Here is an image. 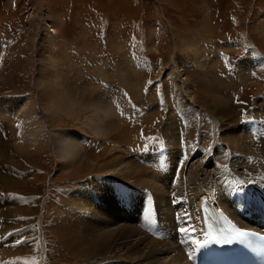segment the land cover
Wrapping results in <instances>:
<instances>
[{"label": "rangeland", "instance_id": "374dc122", "mask_svg": "<svg viewBox=\"0 0 264 264\" xmlns=\"http://www.w3.org/2000/svg\"><path fill=\"white\" fill-rule=\"evenodd\" d=\"M262 30L264 0H0V164L19 170L18 179L0 172L14 189L0 200L1 236L11 228L0 264H196L184 259L194 245L181 243L179 229L190 214L183 195L197 181L218 202L235 199L236 217L251 208L263 219ZM25 101L45 126L43 147L18 141ZM106 105L110 122L94 112ZM67 127L87 165L58 167L54 144ZM131 162L143 171L140 184L109 175ZM178 210L186 212L176 218ZM110 229L118 240L104 238Z\"/></svg>", "mask_w": 264, "mask_h": 264}, {"label": "bare ground", "instance_id": "6f19581e", "mask_svg": "<svg viewBox=\"0 0 264 264\" xmlns=\"http://www.w3.org/2000/svg\"><path fill=\"white\" fill-rule=\"evenodd\" d=\"M262 31H264V30H262ZM264 33V32H263ZM249 67L251 68L252 67V64H251V59H249ZM45 64L43 63V67H41L40 68V74H43L44 73V71H43V69H44V66ZM199 65V64H198ZM254 67V66H253ZM252 67V68H253ZM255 68V67H254ZM171 72H178V70L176 71V70H172V67H171ZM39 74V73H38ZM181 74V73H180ZM179 75V74H178ZM177 75V76H178ZM43 77V76H42ZM178 77H180V76H178ZM46 78V77H45ZM182 78V77H181ZM249 78V77H248ZM42 83H43V86H42ZM182 84H183V82H181V84H180V86L182 87ZM49 86H51V85H49ZM40 87H45L44 86V80H41V81H39V88ZM180 87V88H181ZM45 89H47V88H45ZM47 90H49V89H47ZM224 90V89H223ZM50 91V90H49ZM43 92H46V91H43ZM46 95H47V93H45ZM179 94H182V93H179ZM215 94V93H214ZM223 95V94H222ZM47 96H49V95H47ZM181 97V96H180ZM213 98V101H214V95L212 96ZM243 98H244V96H243ZM14 99V98H13ZM47 99V98H46ZM49 99V98H48ZM67 101V100H66ZM218 97H216L215 96V101H214V103H215V105L217 106V107H219V104H218ZM26 103H27V107L26 108H21V113H23V115H24V118H23V122H22V125L20 126V127H22V130H23V133H22V136H21V138H20V140H18L20 143H21V146H23L24 148H26V147H28V146H32V147H35V148H38L40 145V147H43V145L44 144H42V143H44V140L46 141V132H45V126L43 125V123L40 121V117H38V115H37V110H36V106H35V108H34V103L32 102V103H30L29 101H25ZM185 103V102H184ZM48 104V103H47ZM66 104H67V106H72L73 105V103L72 102H70V101H67L66 102ZM49 105V104H48ZM47 105V106H48ZM97 105H99V104H97ZM185 107V106H184ZM121 109V108H120ZM231 109V108H230ZM45 110H47V109H45ZM186 110V109H185ZM55 111V110H54ZM110 111H112L111 109H110V107H108L107 105H106V107H103V106H96L95 107V109H94V112H96L95 113V115L96 116H100V115H103V117L106 119V121L107 122H110V117H111V113H110ZM233 111V110H232ZM219 112L220 113H222V114H224L225 113V111H224V108H219ZM27 113V114H26ZM183 114V113H182ZM48 115H49V117H53V115L51 114V113H48ZM210 115V114H209ZM101 119V118H100ZM99 119V120H100ZM226 119V118H225ZM89 122V125H93V128H91V129H93L94 130V133L96 132V133H98L99 134V130H100V127H101V125L100 124H95V122L94 121H91V120H89L88 121ZM100 122H102V124H104L103 123V121L101 120ZM109 124H111V123H109ZM234 126V125H233ZM122 127L124 128V130L125 131H122V132H127V133H129L130 132V136H132L131 135V133H132V130L130 129V126H126V124H123L122 125ZM104 128L105 129H107L105 126H104ZM111 129V128H110ZM73 131V129L72 128H69V127H67V128H61V129H59V132L57 133V138H56V142H55V144H54V156L56 157V160H57V163H58V167L60 168V169H66V168H70V165H74L75 163H78V162H82V164H84V165H87L88 163H85L84 161H82L81 160V154H78L79 153V151H78V149H80V144H79V142H78V138H75L74 137V135H72V134H70L71 132ZM109 131V130H108ZM21 133V132H20ZM19 134V133H18ZM103 134V133H102ZM107 134H109V133H107ZM114 135V134H113ZM171 135V134H170ZM98 136V135H97ZM122 136H125V134H123ZM259 136V135H258ZM19 137V136H18ZM49 136H47V138H48ZM102 138H103V136H102ZM125 138H126V136H125ZM118 138H115V140H117ZM259 139V138H258ZM42 141V142H41ZM118 141V140H117ZM173 141V140H172ZM212 141V140H211ZM52 143H53V140H52ZM118 143L120 144V142L118 141ZM212 143V142H211ZM210 143V144H211ZM112 145L113 146H115V151L117 150V148H118V145H117V142H115V141H112ZM121 146H122V148H123V145L122 144H120ZM105 149V148H104ZM233 151H235V150H233ZM116 153V152H115ZM234 154V153H233ZM111 156V162L110 163H112V165L113 166H116V164H118V163H120L121 162V156H119L118 154H114V155H110ZM109 156V157H110ZM136 156V155H135ZM103 157H105V156H103ZM102 157V158H103ZM101 157H99V160H101L102 159ZM232 159V158H231ZM235 159V158H234ZM122 160H125V158L122 156ZM224 160V159H223ZM134 161V160H133ZM235 161V160H234ZM96 162V161H95ZM106 162H108V161H106ZM0 163L1 164H5L4 163V159L3 158H0ZM0 164V168L2 167V165ZM81 164V163H80ZM109 164V163H108ZM131 164H132V166H131ZM212 164V163H211ZM107 166V165H106ZM109 166H111V165H109ZM235 166V165H234ZM238 166V165H237ZM80 167V166H79ZM141 167V166H140ZM199 167V166H198ZM6 168V167H5ZM112 168H114V167H112ZM112 168H109V169H107V170H110V172L111 173H109V175H111L112 177H115V178H117V179H121L122 181H123V179H125V180H131V179H133V183H136V184H140L141 182H140V176H141V174L143 173V171L142 170H139V164H134V163H129L127 166H126V164H124V166L123 167H121V168H119V169H115L114 168V171H115V173H114V171L112 170ZM58 169V168H57ZM105 170V169H104ZM189 170H191V169H189ZM256 170V169H255ZM251 171V170H250ZM119 172H121V173H119ZM116 173H118V174H116ZM190 176V175H189ZM204 176H206V175H204ZM206 179V178H205ZM179 180V179H178ZM197 180H200L201 182H204V180L201 178V175H200V177H199V179H197ZM181 181V180H180ZM127 183H129L128 181H127ZM202 184L203 183H200L199 181H197L196 183H195V185L194 186H191L190 188H188V190L186 189L185 190V193H184V198H185V200H186V202H187V206L189 207H187V212H189L190 214L187 216V219H186V221L184 222V223H182L183 225L184 224H186V227H184L185 229H186V232L184 233L185 235L183 236V234H182V237H181V239H183L182 241H184V239H185V241L186 240H189V241H195V240H204V239H206L207 237L204 235V233L205 232H208L207 230H206V225H205V222H204V219H203V210H202V203H203V200H206V197L209 199V200H211L212 202H213V204L216 206V207H218V208H221L222 210H224L228 215H229V217L234 221V223L238 226V227H248V228H253V229H256V230H259V231H263L264 232V220L263 219H261V217H259V214L258 213H255V210H252L251 208H249L247 211H245L244 210V212H242V213H239V216H241V218H244V219H246V221L247 222H243L242 221V219H239L238 217H236L235 215H238V211H240V209H239V204H234V202H235V199L234 200H229L226 204H223V203H221L222 202V199L224 200V198H226V196L225 195H222L221 197H220V201L221 202H218V198H216L214 195H216V194H213V193H210L211 191H207V189H203V187H202ZM2 185H8V187H10V188H8L7 190H4L3 192H6V193H8V194H10V192H13L14 191V189L11 187V185H12V183L10 182V181H7V180H1L0 181V186H2ZM205 187V186H204ZM212 187V186H211ZM210 189V188H209ZM208 189V190H209ZM219 189V188H218ZM221 189V188H220ZM220 189L219 190H217V192H221L220 191ZM94 190H97V189H94ZM216 191V190H215ZM215 191H212V192H215ZM225 191V190H224ZM78 192H81V190L79 189L78 190ZM114 192L115 191H113V193H109V194H107V195H105V196H108V195H111V194H114ZM226 192V191H225ZM4 194V193H3ZM103 194V193H102ZM204 195H207V196H204ZM219 195V194H218ZM258 196V195H257ZM256 196V197H257ZM255 197V198H256ZM261 197V196H260ZM250 198V197H249ZM195 199V202H194V204H193V207H192V202H193V200ZM252 199H253V197H252ZM257 199H258V197H257ZM256 199V200H257ZM184 200V199H183ZM184 200V201H185ZM254 200V199H253ZM262 200H263V198H262ZM244 201V200H243ZM258 201V200H257ZM249 202V201H248ZM255 203H256V201H254ZM237 203V202H236ZM126 205H128V203H121V205H120V207L122 206V210L121 211H125L126 210V208L128 209L129 208V210H128V213H129V211L132 209V208H134L135 209V206H133V205H128V206H126ZM185 205H186V203H185ZM185 205H184V207H185ZM247 205V204H246ZM245 205V206H246ZM254 205V204H253ZM98 206V205H97ZM97 206H96V208H97ZM126 206V207H125ZM229 206H233V208H234V210H232V209H230V207ZM244 206V205H243ZM250 206V205H249ZM256 206V205H255ZM254 206V207H255ZM84 206H82V207H80V208H83ZM183 207V208H184ZM88 208V207H87ZM182 208V209H183ZM228 208L230 209V211H232L233 212V214L228 210ZM258 208V207H257ZM98 209H101V207L100 208H98ZM113 209L114 208H110L109 209V211H110V213H111V215H112V213H114V212H116V210L114 209V211H113ZM178 209V208H177ZM197 209H198V211H197ZM6 210V209H5ZM257 210V209H256ZM10 210H7V212H6V214L8 215V216H14L15 215V212H14V214H12V212H9ZM71 212V211H70ZM118 212V211H117ZM116 212V213H117ZM131 212V211H130ZM185 212H186V210H184V211H180V210H178L177 212H174V214L176 215L175 217L176 218H179V216L181 217V216H183L182 214L184 213L185 214ZM170 213V212H169ZM180 213V214H179ZM182 213V214H181ZM130 214V213H129ZM167 214V213H166ZM177 214H179L178 216H177ZM188 214V213H187ZM235 214V215H234ZM117 215V214H116ZM112 217H114L113 215H112ZM175 217H173V219L175 220L176 218ZM185 217V216H184ZM168 219H169V217H167ZM73 219V218H72ZM183 219V218H182ZM184 219V220H185ZM250 220H252V221H254L255 223H256V226L254 227L253 225H252V222L250 223L249 221ZM177 221V220H176ZM174 222V221H173ZM182 222V221H181ZM78 223V222H77ZM167 223V222H166ZM71 224V223H70ZM173 224V223H172ZM174 224H176V223H174ZM72 225V224H71ZM129 225V224H128ZM127 225V226H128ZM133 224H131V226H132ZM180 225V224H179ZM182 225V226H183ZM134 226V225H133ZM140 227V226H139ZM68 228V227H67ZM110 228V227H109ZM119 228V227H118ZM122 228V227H121ZM181 228V227H180ZM64 229H66V227H62L61 228V230H64ZM107 229V228H106ZM115 229V228H114ZM108 230V229H107ZM119 230H121V231H124V229H119ZM194 230V231H193ZM57 231L59 232L60 231V229H57ZM141 231V230H140ZM143 231V230H142ZM116 231L115 230H113V229H110L109 231H108V234L109 235H107L106 237H104V238H108V240H110L111 238H112V236L114 237V233H115ZM107 233H105V235H106ZM148 234V233H147ZM137 235V234H136ZM181 235V234H180ZM80 236V235H79ZM99 237H101V236H104V235H102V234H100V235H98ZM124 236V235H123ZM127 237V236H126ZM131 237H132V235H131ZM179 237V236H178ZM128 238V237H127ZM130 238V237H129ZM152 238V237H151ZM114 239H116V240H118V237H114L113 238V241H114ZM155 239V238H154ZM68 240V239H67ZM140 240H141V238H140ZM104 239L102 240V238L101 239H98L97 241H96V243H95V246H96V249L99 251V249H100V245H102L103 243H104ZM188 241V242H189ZM124 242H125V244H129V242H131V241H129V240H124ZM71 243H73L72 241H71ZM75 243V242H74ZM115 243H117V242H115ZM143 243V242H142ZM186 243V242H185ZM190 243V242H189ZM210 244V243H209ZM75 245V244H74ZM183 245V244H182ZM194 245V244H193ZM173 246V245H172ZM181 246V245H180ZM188 248V247H187ZM186 248V249H187ZM194 251H195V256H196V252H197V250L199 249V248H195V245H194ZM191 249V248H190ZM73 250H76V248L75 249H73ZM82 250V249H81ZM80 250V251H81ZM176 250V249H175ZM179 250V249H178ZM96 251V250H95ZM129 251V250H128ZM183 251V250H182ZM93 252V251H92ZM143 252H144V250H143ZM179 252V251H178ZM187 252V251H186ZM78 253V252H77ZM185 253V252H184ZM164 254V253H163ZM176 254V253H175ZM80 255V254H79ZM83 255V254H82ZM94 255V254H93ZM98 255V254H97ZM139 255V254H138ZM119 256V255H118ZM182 257H183V255H182V253H181V251H180V255H178L177 256V259H178V262H179V260L180 259H182ZM86 258V257H85ZM89 259V258H88ZM184 259L185 260H190L189 259V257H188V255L186 254L185 256H184ZM127 260V259H126ZM134 262V261H133ZM136 262V261H135ZM137 263V262H136ZM192 263V262H191ZM138 264V263H137ZM184 264V263H183ZM189 264H190V262H189Z\"/></svg>", "mask_w": 264, "mask_h": 264}, {"label": "snow or ice", "instance_id": "6c2138e0", "mask_svg": "<svg viewBox=\"0 0 264 264\" xmlns=\"http://www.w3.org/2000/svg\"><path fill=\"white\" fill-rule=\"evenodd\" d=\"M148 83L151 84L152 81H149ZM179 231L185 232L186 229L180 228ZM204 235L207 237L206 239L192 241V243L195 245V248H203L209 243L230 244V243H233L234 241L242 240L244 237L248 236L249 233L243 230H240V229H234V234H233V231L230 230L228 234L226 235L225 230L221 229L217 234H213L211 231H209V232H205ZM22 242L23 241L21 240H17L16 244H20ZM181 243H185V241H181ZM188 257L190 260H194L195 251L193 250L189 252Z\"/></svg>", "mask_w": 264, "mask_h": 264}, {"label": "crops", "instance_id": "0c3cea01", "mask_svg": "<svg viewBox=\"0 0 264 264\" xmlns=\"http://www.w3.org/2000/svg\"><path fill=\"white\" fill-rule=\"evenodd\" d=\"M6 167V168H5ZM0 172L2 173V174H5V175H7V176H10V177H13L14 179H18V176H19V170L17 169V168H15L14 166H10V167H8V166H2L1 168H0ZM7 188V186H5V187H1L0 186V200L1 199H5V201L6 200H8V196H10L9 194H7L6 195V192H3L4 190H7L6 189ZM4 193V194H3ZM4 201V202H5ZM1 222V221H0ZM7 227H8V224H7ZM11 228H8L7 230H6V233L3 235V236H1V232H0V239L1 238H5V239H7L8 240V242H10V239L8 238L9 237V232H8V230H10ZM10 233H12V231H10ZM5 244H6V242H5ZM6 250V249H5ZM12 264V263H11Z\"/></svg>", "mask_w": 264, "mask_h": 264}]
</instances>
